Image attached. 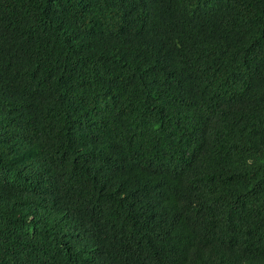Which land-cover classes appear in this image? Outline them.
Masks as SVG:
<instances>
[{
  "label": "trees",
  "instance_id": "16d2710c",
  "mask_svg": "<svg viewBox=\"0 0 264 264\" xmlns=\"http://www.w3.org/2000/svg\"><path fill=\"white\" fill-rule=\"evenodd\" d=\"M0 264H264V0H0Z\"/></svg>",
  "mask_w": 264,
  "mask_h": 264
}]
</instances>
